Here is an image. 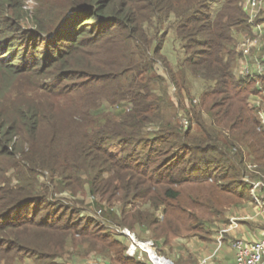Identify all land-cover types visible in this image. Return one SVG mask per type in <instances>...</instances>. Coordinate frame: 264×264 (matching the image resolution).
I'll use <instances>...</instances> for the list:
<instances>
[{
	"label": "trees",
	"instance_id": "obj_1",
	"mask_svg": "<svg viewBox=\"0 0 264 264\" xmlns=\"http://www.w3.org/2000/svg\"><path fill=\"white\" fill-rule=\"evenodd\" d=\"M243 1L39 0L23 28L26 0H0V264H66L80 247L147 264L127 254V237L55 200L42 172L61 190H88L108 221L166 240L198 230L176 222L215 205L199 193L184 203L185 184L250 193L241 178L249 161L264 171V129L248 103L255 82L233 72L234 29L250 30Z\"/></svg>",
	"mask_w": 264,
	"mask_h": 264
},
{
	"label": "rangeland",
	"instance_id": "obj_2",
	"mask_svg": "<svg viewBox=\"0 0 264 264\" xmlns=\"http://www.w3.org/2000/svg\"><path fill=\"white\" fill-rule=\"evenodd\" d=\"M38 4L39 0H26L23 8L24 11L21 13L22 15H24L25 18H23L21 22H19V24L23 28H29L33 26L31 21L32 19H28L27 17L33 18L35 8ZM243 8L248 14V19L252 20L254 18V20L257 21V24L259 25L256 31H253V29L239 31L234 29V42L232 47L236 50L238 54L236 61L233 65V72L237 77H240L239 73L241 71L240 66L242 61L251 63L253 61V57L264 55V0H244ZM7 15L12 16V11L8 10ZM1 17H4V15H1ZM0 27L2 26L0 25ZM172 35L173 34H170V36ZM255 39L258 40V46L260 47V49L258 50H256V48L253 50V41ZM21 49L19 50V52L21 51ZM166 49L169 50H166L165 53L170 57L174 58L173 56L175 55V53L172 51V46H169ZM244 49H248L250 52L249 55L246 57L243 54ZM252 64L253 63H251V65ZM155 69L159 74L167 77V73L165 72L162 63H156ZM16 83L17 82H15L14 84ZM201 87L202 84L200 81L197 80L194 82L193 91L195 95L198 94ZM169 89L171 91L172 96H174L173 100L175 101L178 107L177 109L180 108L182 111L181 122L183 124V119L187 118L189 120V117L187 115H184V110L179 107L180 105L178 104L176 96L173 95L175 92V87L171 85ZM255 93H253L248 100L249 107L253 111L254 109L251 107L252 105L250 106V102L253 103V96H257L255 95ZM13 97L16 96L13 95ZM9 98L13 99L12 96H9ZM15 100H17V98ZM64 101L66 100H63L62 103L60 102L62 106L69 103H66ZM0 103H4V101L0 99ZM185 104L189 106V101L187 100ZM125 106L126 105L123 102H119L115 105V107L113 106L112 109L113 111L120 113ZM255 115L258 118V115L256 113ZM114 149H118V147H114ZM248 163H252L259 170L261 169V165L259 166V163L257 162L249 161ZM261 172L264 173V171ZM14 174L15 173L13 169H10L7 174V177L12 179L13 184L15 181ZM38 178H40V183H44L46 186L49 187V189L54 191L55 200L62 201L63 203L66 202L67 204H71L73 208H78L77 210L80 213V217H83V219L93 216L100 220L105 225V228H107V230H110L115 234L119 233V230L122 228H128L136 234L139 240L152 241L155 244V246L153 247L157 249L158 253L166 256L167 258L172 259L177 264H196L200 260L211 256L216 251L217 252L212 259L216 260L219 255H224L226 253L225 251L231 252L235 259V253L230 243V236H232V221L234 219H239V222L242 224L244 219L253 218V209L258 211L257 207L252 201L251 193L245 194L244 197L239 199L234 196H230L222 191H216L214 188L206 184H185L183 188L184 197L182 200L184 203H187L186 201L189 199V194L195 195L199 193V195H201L203 199H208L210 196L215 198V205L212 206L203 203L202 206L204 207L202 209H198V207L195 208V213L198 215V218L201 219L200 222L192 221L191 215L188 214L184 215V217L186 218H183V220H179V222H176L181 223L182 225H187V227L195 225L198 227V230L196 228L195 230L187 232L185 226H183V228L181 229V233L178 236L166 240L156 237L154 235V232L149 228L147 229L138 226L135 229H131L128 226H120L113 220L108 221L107 218H105L103 215L104 212H101L99 209H97L98 207H96V205L94 204L95 201L88 192V190H80L77 194H74L66 189L61 190V188L58 186L59 183H57V186H55V183H53V181L48 180V173L45 174L42 172L39 174ZM47 183H49V185ZM219 184L221 185V182ZM245 187H247V189H249L250 191L251 187L249 185L245 184ZM213 193L216 195H214ZM127 205L128 208L132 207L134 209H142L146 211L153 210L151 208V204L144 203L142 200H133L130 201ZM123 206L124 205H122L120 202H116L115 206L112 207L113 211L117 214L116 217H121V210L123 209ZM153 211L159 221H163L167 216L164 211V207H160L159 209ZM220 237L222 241L221 245L219 240ZM79 249L80 251H73L72 259L70 258L66 261L64 259H59V261L61 263L65 262L66 264H113L111 257L109 256L100 254L99 252L94 250L86 251V249H82V247H80ZM134 257H138L139 260L150 264L148 263L149 260L147 253H142L140 251L139 254L138 251ZM26 264L33 263L27 261Z\"/></svg>",
	"mask_w": 264,
	"mask_h": 264
},
{
	"label": "built area",
	"instance_id": "obj_3",
	"mask_svg": "<svg viewBox=\"0 0 264 264\" xmlns=\"http://www.w3.org/2000/svg\"><path fill=\"white\" fill-rule=\"evenodd\" d=\"M248 25L250 29L256 31L259 24H257V21L253 18L249 20ZM255 48L256 50L260 49L257 39L253 41V50ZM249 53L248 49L243 50L245 57L248 56ZM252 60V65L250 62H241L239 76L245 80L252 79L255 82L257 91L255 95L257 96H253V103L250 102V106L252 105L251 107L258 115L259 124L264 129V55L253 57ZM183 124L186 129L190 127V121L187 118L183 119ZM241 179L245 184L251 187L250 193L252 201L258 209V213L264 216V173L257 169L252 163H248L247 169ZM240 224L239 219H234L232 221L231 231L237 229ZM119 233L129 239L130 244L127 249V254L129 256L134 257L138 251H141L142 253H147L150 264H177L172 259L158 253L157 249L153 247L155 244L152 241L139 240L136 234L130 229L122 228L119 230ZM231 235L230 243L235 253L233 264H264V235L263 237L252 240L238 237L232 233ZM219 240L221 245V237ZM152 251L154 252L153 254ZM216 252L200 260L196 264H210Z\"/></svg>",
	"mask_w": 264,
	"mask_h": 264
},
{
	"label": "crops",
	"instance_id": "obj_4",
	"mask_svg": "<svg viewBox=\"0 0 264 264\" xmlns=\"http://www.w3.org/2000/svg\"><path fill=\"white\" fill-rule=\"evenodd\" d=\"M246 217V216H245ZM247 218V217H246ZM233 235L242 237L248 240L257 239L264 235V216L258 214V211L253 209V218L244 219L243 223L237 229L232 231ZM219 255L218 258L212 259L210 264H233L234 256L231 252Z\"/></svg>",
	"mask_w": 264,
	"mask_h": 264
},
{
	"label": "bare ground",
	"instance_id": "obj_5",
	"mask_svg": "<svg viewBox=\"0 0 264 264\" xmlns=\"http://www.w3.org/2000/svg\"><path fill=\"white\" fill-rule=\"evenodd\" d=\"M153 250V249H152ZM154 252L152 251V254H153Z\"/></svg>",
	"mask_w": 264,
	"mask_h": 264
}]
</instances>
